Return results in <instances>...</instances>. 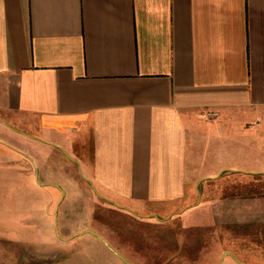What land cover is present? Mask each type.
I'll return each mask as SVG.
<instances>
[{
  "label": "crops",
  "instance_id": "crops-1",
  "mask_svg": "<svg viewBox=\"0 0 264 264\" xmlns=\"http://www.w3.org/2000/svg\"><path fill=\"white\" fill-rule=\"evenodd\" d=\"M240 175H264V0H0V192L30 208L49 193L60 229L0 243V264H51L87 186L126 219L191 221ZM95 229L74 238L143 264Z\"/></svg>",
  "mask_w": 264,
  "mask_h": 264
},
{
  "label": "rangeland",
  "instance_id": "rangeland-1",
  "mask_svg": "<svg viewBox=\"0 0 264 264\" xmlns=\"http://www.w3.org/2000/svg\"><path fill=\"white\" fill-rule=\"evenodd\" d=\"M14 193L9 197L7 192H0V236H3L0 243L25 248L54 242L60 231L55 222L58 201L48 193L46 208L24 207ZM214 193L201 201L200 208L190 211L197 215L191 221L172 216L164 220L136 221L126 219L128 212L108 203L87 186L76 192V205L63 210L69 217L77 215L79 222L73 225L78 228L76 234L69 231L71 236L63 238V249L55 250L56 257L51 264H127L105 240L92 234L74 238L85 229L97 231L95 227L109 231L121 251L128 249V256H124L143 264H230L233 258L239 264H264V175L254 179L240 175L237 187L233 184L220 195ZM214 199L225 200L214 207ZM27 214L33 222L19 225L16 219L21 215L26 218ZM18 226L30 238L4 239L5 234L18 233L21 229ZM50 235L52 239L48 238ZM223 256L227 259L222 263ZM30 257L35 264L33 259L38 256Z\"/></svg>",
  "mask_w": 264,
  "mask_h": 264
},
{
  "label": "built area",
  "instance_id": "built-area-1",
  "mask_svg": "<svg viewBox=\"0 0 264 264\" xmlns=\"http://www.w3.org/2000/svg\"><path fill=\"white\" fill-rule=\"evenodd\" d=\"M209 115L210 116H218V112H210Z\"/></svg>",
  "mask_w": 264,
  "mask_h": 264
},
{
  "label": "water",
  "instance_id": "water-1",
  "mask_svg": "<svg viewBox=\"0 0 264 264\" xmlns=\"http://www.w3.org/2000/svg\"><path fill=\"white\" fill-rule=\"evenodd\" d=\"M96 193L99 195V196H101V197H104V196H102L101 194H99L97 191H96ZM109 200V199H108ZM153 216H156V214L154 213V214H152ZM89 232H93V233H95L94 231H92V230H88Z\"/></svg>",
  "mask_w": 264,
  "mask_h": 264
}]
</instances>
